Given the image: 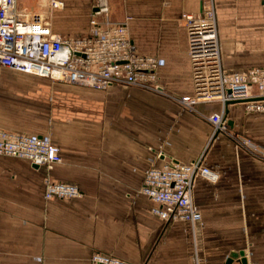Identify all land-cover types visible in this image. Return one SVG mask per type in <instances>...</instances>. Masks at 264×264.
Here are the masks:
<instances>
[{
	"label": "crops",
	"instance_id": "crops-1",
	"mask_svg": "<svg viewBox=\"0 0 264 264\" xmlns=\"http://www.w3.org/2000/svg\"><path fill=\"white\" fill-rule=\"evenodd\" d=\"M51 1L62 6L52 9ZM106 1L107 19L127 23L137 54L157 59L158 85L190 94L182 16L200 13L202 0ZM95 2L16 0V7L75 39L87 35ZM215 9L224 69L263 67L261 0H215ZM220 110L198 105L190 114L135 88L96 92L0 69V129L49 138L62 157L50 171L0 157V264H90L94 253L131 264H191L186 225L151 215L153 204L138 191L148 170L187 165L203 153L204 166L216 175L194 183L203 264H225L241 252L247 264H264V163L225 135L212 136L202 117ZM225 110L231 135L264 148V115L240 104ZM45 179L74 185L81 197L47 201Z\"/></svg>",
	"mask_w": 264,
	"mask_h": 264
},
{
	"label": "built area",
	"instance_id": "built-area-1",
	"mask_svg": "<svg viewBox=\"0 0 264 264\" xmlns=\"http://www.w3.org/2000/svg\"><path fill=\"white\" fill-rule=\"evenodd\" d=\"M61 3L51 1L58 9ZM264 18V0H261ZM106 0H96L87 35L65 39L52 32L41 15L17 9L16 0H0V69L45 78L52 83L106 91L113 86L135 88L161 97L190 114L198 105L219 104V113L202 117L212 136L223 134L264 163V148L238 140L227 131L225 103L240 102L246 112L264 115V66L229 73L222 64L215 0H202L201 11L182 16L186 55L190 66L191 93L170 97L158 85L157 59L138 55L127 23H112ZM103 17V22L97 18ZM260 99V100H259ZM0 157L27 161L52 170L62 163L60 150L49 138L17 134L0 129ZM204 153L190 164H166L146 173L138 193L153 204L150 214L164 224L183 223L192 242L191 264H203L198 251L200 215L193 203L197 179L216 180L204 166ZM80 190L71 184L45 179L44 199L74 200ZM90 264H131L110 255L94 253Z\"/></svg>",
	"mask_w": 264,
	"mask_h": 264
},
{
	"label": "water",
	"instance_id": "water-1",
	"mask_svg": "<svg viewBox=\"0 0 264 264\" xmlns=\"http://www.w3.org/2000/svg\"><path fill=\"white\" fill-rule=\"evenodd\" d=\"M260 100V99H259ZM240 102H228V103H225V109L229 106V105H234V104H239ZM227 114H228V111L225 110L224 111V116L225 118L227 117ZM231 123H228V125H230ZM34 168H38L37 166H33ZM240 258V262L241 264H247V261L245 259V255L243 252L241 253H232L229 255L228 259L226 260V263L225 264H232V262L236 259Z\"/></svg>",
	"mask_w": 264,
	"mask_h": 264
},
{
	"label": "rangeland",
	"instance_id": "rangeland-1",
	"mask_svg": "<svg viewBox=\"0 0 264 264\" xmlns=\"http://www.w3.org/2000/svg\"><path fill=\"white\" fill-rule=\"evenodd\" d=\"M167 94H169L170 97H176V96H178V95H173V94H170V93H167ZM162 98H165V97H162ZM165 99H168V98H165ZM168 100L171 101V102H173L171 99H168ZM190 244L193 245L192 242H190ZM197 244H198V240H197ZM192 248H193V246H192ZM192 248H191V249H192ZM198 251H199V253H200V249H199V248H198Z\"/></svg>",
	"mask_w": 264,
	"mask_h": 264
}]
</instances>
